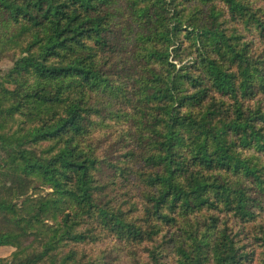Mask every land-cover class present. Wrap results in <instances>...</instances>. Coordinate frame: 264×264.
<instances>
[{
	"label": "trees",
	"instance_id": "obj_1",
	"mask_svg": "<svg viewBox=\"0 0 264 264\" xmlns=\"http://www.w3.org/2000/svg\"><path fill=\"white\" fill-rule=\"evenodd\" d=\"M0 264H264V0H0Z\"/></svg>",
	"mask_w": 264,
	"mask_h": 264
},
{
	"label": "rangeland",
	"instance_id": "obj_2",
	"mask_svg": "<svg viewBox=\"0 0 264 264\" xmlns=\"http://www.w3.org/2000/svg\"><path fill=\"white\" fill-rule=\"evenodd\" d=\"M10 65H11V62L8 58L5 57V58L0 59V72H4ZM4 248H10V246L0 245V250H3Z\"/></svg>",
	"mask_w": 264,
	"mask_h": 264
},
{
	"label": "crops",
	"instance_id": "obj_3",
	"mask_svg": "<svg viewBox=\"0 0 264 264\" xmlns=\"http://www.w3.org/2000/svg\"><path fill=\"white\" fill-rule=\"evenodd\" d=\"M11 249L12 248L10 247V248H4L3 250H0V257L8 255Z\"/></svg>",
	"mask_w": 264,
	"mask_h": 264
}]
</instances>
